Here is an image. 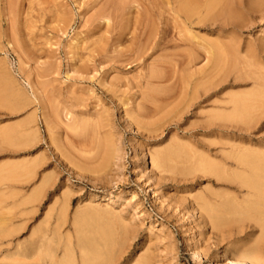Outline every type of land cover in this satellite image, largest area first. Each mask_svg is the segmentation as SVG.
<instances>
[{"label": "rangeland", "instance_id": "obj_1", "mask_svg": "<svg viewBox=\"0 0 264 264\" xmlns=\"http://www.w3.org/2000/svg\"><path fill=\"white\" fill-rule=\"evenodd\" d=\"M158 1L0 0V264H78L91 253L111 264H232L234 249L247 256L255 242L264 264L261 225L221 219L220 207L248 192L199 168L234 172L235 147L264 153V125L218 118L220 104L231 114V97L253 88L247 62L264 71V10L238 0L224 30L168 26L167 48L135 61L140 32L170 17ZM215 44L229 51L209 101H189L176 80L145 82L171 55L194 59L180 78L209 72L203 47Z\"/></svg>", "mask_w": 264, "mask_h": 264}, {"label": "bare ground", "instance_id": "obj_2", "mask_svg": "<svg viewBox=\"0 0 264 264\" xmlns=\"http://www.w3.org/2000/svg\"><path fill=\"white\" fill-rule=\"evenodd\" d=\"M116 1L118 3L124 2V0H113V2ZM158 2H160V8L159 10L157 9L159 12L158 16L162 18V16L165 13H167L170 17H167L166 19L164 18V21L159 19L158 22L159 25L161 26L165 25V27H159L156 25L157 28H155V23H153L149 29L145 28L144 31L140 32V37H141L140 42L142 46H139V48L135 51L134 54L135 61L145 60L146 59L145 56H152L155 51L160 50L163 52L165 48H167L169 43L166 40V34L169 31L168 26L174 31V32L172 31L173 34L175 33V31L178 32V34H180L182 30L184 29L188 30L192 26L199 24L202 25L208 24L209 25L208 28L209 29L210 27L212 28L211 31L224 30V28L227 25V22L231 20V17L232 18L235 17L233 13L234 12L233 9L236 6H238L237 5L238 0H159ZM252 2L256 10L259 11L264 10V0H252ZM251 8L253 9V7ZM128 9H130V7H128ZM227 17L230 20L228 21L226 20L227 21L226 22L223 19ZM231 22H232L231 24L235 23L234 21ZM228 26H229V22H228ZM175 37L177 38V36ZM134 38L135 36H133V39ZM177 40L179 42H185L187 41V38L185 39L177 38L176 41ZM176 41H173L174 42V44L172 45L173 49L179 47V44L176 43ZM135 43L136 42L134 41L133 45H135ZM200 45L202 47L203 44ZM203 49L205 51L206 58H208L207 56L208 54L210 56H213V60L211 59V57L210 59L211 61H213L214 66L209 72L199 71L200 72L198 73L199 77H196L193 71H191L192 73L189 72L192 67L191 64L194 61V59L191 56H186L185 61H178L176 60V58H172L173 55H171L169 56L168 60L165 59V61H159L158 65L156 66L157 70L147 75L145 78V82L149 84H153L156 82L159 83V82H168V81L176 80L177 83H179V88H180L179 91H181L178 93H183L184 95V94H188L189 89L191 90V92H189L190 93L189 101L192 102H194L195 100L197 101L199 97L202 98L201 103L209 101L211 98L209 92L211 88L215 85L214 78L218 74V71L220 70L218 65L222 61L221 54L224 50H227V48L222 45L220 46L216 45L213 47L212 52H210L208 47H206L205 45ZM227 51H225V53ZM147 52H151V54H148ZM150 59L154 60L155 58L154 59L150 58ZM155 60H157V58ZM243 68L252 72L250 78L253 81V88L250 89L249 91L240 94L239 96L231 97L230 99V104L232 106L231 114H226L225 112L226 106H224L225 103L220 104L218 108H220L222 112L218 114V118L223 121L229 119L233 120L236 118L238 122L244 123V125L248 128V130L250 128H253L254 124L255 127H257L260 130L264 125V71L262 69L254 67V65L250 61H248L247 65L244 66ZM166 70H168L169 75H164L163 73H161ZM184 70H189L188 74H185L182 78H180L179 73ZM159 94L160 91L151 89L144 96L145 101L154 106L155 108L154 110H156L155 106H157L158 103L162 102L159 98ZM198 94H200L199 97ZM181 99L182 100L180 102L184 101L183 99H186V96H183V98ZM186 104L187 107L185 105L184 107L189 109L191 107L193 108L194 106H196L197 102L190 105H188L189 102H187ZM160 107L159 109H161ZM155 112L157 113V111ZM191 112L192 110L189 111V113ZM252 125L253 127H251ZM218 127L222 128L223 126L218 125ZM240 148L235 147L233 149L235 154H232V157L230 155L231 158H228V159H232L233 161L232 165H234L236 170L238 171L235 170L234 172H231L230 170H227L228 168L220 167L217 164H213L207 161L206 162L203 161L199 165V168L202 172L206 174L217 176L219 179L229 181V183L232 182L238 184L239 187L244 188L249 194L247 198L242 199L241 201L239 200L240 202L237 201L238 199H236L237 202L234 201V198L232 200L228 199L227 202L229 204L227 203L220 207V209H222L223 211V216L221 217V219L225 221V224L241 225L246 221H253L261 225L262 231L264 233V153L259 151L246 150L245 148L243 149L241 148L242 150H240ZM164 157L167 156H163V155L157 156L158 167L161 168L162 170H165L167 168L165 162L167 159L165 160ZM153 159L154 158H152V161H154ZM107 200L112 201L110 196L107 198ZM195 252L200 253L199 247L195 246ZM261 255H262L261 244L260 242L257 243L255 242V244L251 247V249L247 253V256H243L242 254L237 253V250L234 249V251L231 252L230 262L232 264H262L260 261ZM26 256L29 255H25V257ZM24 261L15 260L11 263L12 264L31 263V262L27 263V261L25 262ZM77 262L78 264H111L109 259L105 258L104 255H97L95 253H91V255L90 254L79 255ZM50 264H60V262L54 260ZM63 264H75V261L73 260V255H67L65 257ZM142 264H147V262L144 261L142 262Z\"/></svg>", "mask_w": 264, "mask_h": 264}]
</instances>
